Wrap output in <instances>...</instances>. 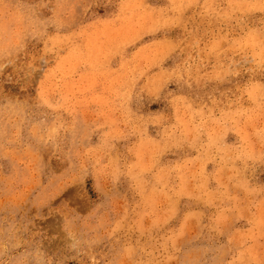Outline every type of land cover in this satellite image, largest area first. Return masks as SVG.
<instances>
[{
  "label": "rangeland",
  "instance_id": "374dc122",
  "mask_svg": "<svg viewBox=\"0 0 264 264\" xmlns=\"http://www.w3.org/2000/svg\"><path fill=\"white\" fill-rule=\"evenodd\" d=\"M0 264H264V0H0Z\"/></svg>",
  "mask_w": 264,
  "mask_h": 264
}]
</instances>
